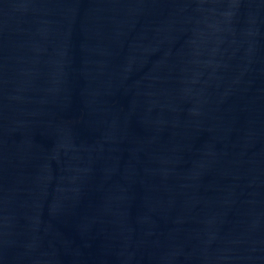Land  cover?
Masks as SVG:
<instances>
[{
    "label": "water",
    "instance_id": "1",
    "mask_svg": "<svg viewBox=\"0 0 264 264\" xmlns=\"http://www.w3.org/2000/svg\"><path fill=\"white\" fill-rule=\"evenodd\" d=\"M0 264H264V0H0Z\"/></svg>",
    "mask_w": 264,
    "mask_h": 264
}]
</instances>
